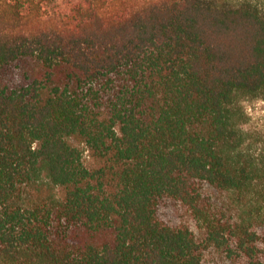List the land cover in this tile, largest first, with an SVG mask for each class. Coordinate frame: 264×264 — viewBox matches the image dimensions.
<instances>
[{
  "label": "trees",
  "instance_id": "1",
  "mask_svg": "<svg viewBox=\"0 0 264 264\" xmlns=\"http://www.w3.org/2000/svg\"><path fill=\"white\" fill-rule=\"evenodd\" d=\"M1 8L0 264H264V0Z\"/></svg>",
  "mask_w": 264,
  "mask_h": 264
},
{
  "label": "rangeland",
  "instance_id": "2",
  "mask_svg": "<svg viewBox=\"0 0 264 264\" xmlns=\"http://www.w3.org/2000/svg\"><path fill=\"white\" fill-rule=\"evenodd\" d=\"M5 0H0V11H3L1 5L4 3ZM11 1V0H8ZM26 1V0H23ZM147 0H129L130 5H139L144 3ZM30 6V3H27ZM42 6L44 8L47 7V3H43ZM248 113L251 115L252 120L251 122L254 126L261 127L264 130V101L262 100H255L245 103Z\"/></svg>",
  "mask_w": 264,
  "mask_h": 264
}]
</instances>
